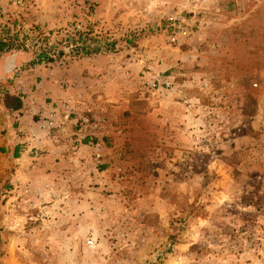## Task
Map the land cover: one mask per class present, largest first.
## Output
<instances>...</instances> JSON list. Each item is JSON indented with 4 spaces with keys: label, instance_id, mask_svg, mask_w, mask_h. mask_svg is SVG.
<instances>
[{
    "label": "rangeland",
    "instance_id": "rangeland-1",
    "mask_svg": "<svg viewBox=\"0 0 264 264\" xmlns=\"http://www.w3.org/2000/svg\"><path fill=\"white\" fill-rule=\"evenodd\" d=\"M0 31L84 67L1 155L0 264H264V0H0Z\"/></svg>",
    "mask_w": 264,
    "mask_h": 264
},
{
    "label": "crops",
    "instance_id": "crops-1",
    "mask_svg": "<svg viewBox=\"0 0 264 264\" xmlns=\"http://www.w3.org/2000/svg\"><path fill=\"white\" fill-rule=\"evenodd\" d=\"M30 54L29 51L0 54V170L1 155L16 159L22 151L44 144L50 113L68 102L71 91L84 80V67L76 63L63 69L38 63L21 68ZM6 63H11V68ZM5 95L17 97L21 104L7 107Z\"/></svg>",
    "mask_w": 264,
    "mask_h": 264
},
{
    "label": "trees",
    "instance_id": "trees-1",
    "mask_svg": "<svg viewBox=\"0 0 264 264\" xmlns=\"http://www.w3.org/2000/svg\"><path fill=\"white\" fill-rule=\"evenodd\" d=\"M16 34H14L12 37L7 36L4 39H1L0 41V54H6V53H15V52H31L30 58L28 60H25L23 64H40L45 56V53L43 49H40L37 53L34 51L32 52L28 48L25 47L24 43L22 41L16 42ZM24 65V66H25ZM4 103L8 107H18L21 103L20 100L17 97L13 96H4Z\"/></svg>",
    "mask_w": 264,
    "mask_h": 264
},
{
    "label": "built area",
    "instance_id": "built-area-1",
    "mask_svg": "<svg viewBox=\"0 0 264 264\" xmlns=\"http://www.w3.org/2000/svg\"><path fill=\"white\" fill-rule=\"evenodd\" d=\"M1 39H2V35H1V31H0V41H1ZM90 242V241H89ZM91 243V242H90Z\"/></svg>",
    "mask_w": 264,
    "mask_h": 264
},
{
    "label": "bare ground",
    "instance_id": "bare-ground-1",
    "mask_svg": "<svg viewBox=\"0 0 264 264\" xmlns=\"http://www.w3.org/2000/svg\"><path fill=\"white\" fill-rule=\"evenodd\" d=\"M176 264H179V263H176Z\"/></svg>",
    "mask_w": 264,
    "mask_h": 264
}]
</instances>
